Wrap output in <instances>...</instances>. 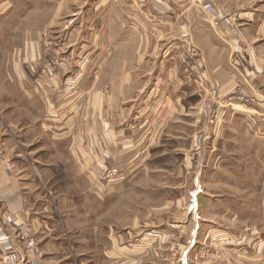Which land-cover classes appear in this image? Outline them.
<instances>
[{"label":"crops","instance_id":"crops-1","mask_svg":"<svg viewBox=\"0 0 264 264\" xmlns=\"http://www.w3.org/2000/svg\"><path fill=\"white\" fill-rule=\"evenodd\" d=\"M215 2L218 9L216 22H212L188 0H86L78 6L79 12L64 15L62 23H65V19L70 20L69 16L75 22L76 31L65 34L64 39L79 40L76 65L69 67L71 61H67L69 65L65 62L57 75L34 78L36 80L26 74L27 86H31L32 91L35 85L42 88V117L48 124L42 122V126L46 127H42L41 131L53 143L50 152L60 155L68 148L67 152L72 154L73 159L72 165H66L56 156L53 162L41 158L38 167L44 185L62 184L63 174L60 172L69 171L72 167L78 177L73 179L74 184H90L96 191V194H85L80 190L79 201H86L87 197L93 196L103 210H98L94 205L89 211L91 217H108L110 203L115 198L111 194L112 189L108 188L109 183L106 186L97 177L99 169L108 165L119 168L135 165L141 154L149 152L151 141L155 143L160 126L172 115V103H164L168 108L161 107L160 98L166 88L160 82L165 69L162 64L167 59L163 60L166 53H162L164 49L159 41L161 35L173 33L170 39L176 42V47L183 46L185 53H200L199 58L191 62V70L188 66L179 69L184 71L185 78L175 76L177 87L179 84H188L194 93L196 90H217L224 97H232L237 104L251 107L255 112L260 111V115L249 114L248 120L235 117L233 141L251 155L253 172L248 181L243 182L239 170L244 172L246 168L235 167L238 172L234 175L238 174L239 177L234 180L239 182L236 186L239 194L248 187L250 197L241 198L235 194L234 203L230 202L232 206L227 208L225 202L221 215L229 216L232 211L234 219L241 218L242 210L236 209L235 204L243 201L248 203L243 205L249 208L250 219L260 215L258 204L263 203L260 211L264 217V195L263 198L259 197V186L264 185V178L258 172L264 173V0ZM71 7L67 3L60 6L59 10L69 11ZM169 28L172 30L165 32ZM58 36L63 37L62 34ZM29 54L20 53V58L28 59ZM176 56L174 54L173 58ZM32 68L35 70L34 66ZM178 68L179 65L172 68V75L177 74ZM33 70L30 69V73ZM154 73L155 77L149 76ZM65 76H68L67 82L61 88ZM148 79L150 82L153 80V83L150 84ZM172 82L170 80V84ZM201 97L207 99L208 95L202 94ZM30 106L29 109L27 107L29 111ZM200 117L210 120L208 110H204ZM54 123H64L60 126H67L65 132L69 133L62 135L63 132L59 134L54 131L52 126H57ZM136 124L139 125L137 128ZM5 129L9 133H4L0 127V148L11 153L10 149L18 146L14 145L13 140L25 138L26 133L20 136L11 126ZM64 136H72L68 147L64 145ZM238 143L234 147H238ZM18 171L16 161L11 167L0 158V264H39L41 261L64 264L69 255L65 256V245L62 246L64 248L61 245L66 243L65 235L69 229L63 223L71 215L50 211L44 203L33 206L31 198L34 193L29 188L32 181L19 175ZM104 189L106 193H98ZM103 200L106 209L101 203ZM73 214V218L84 221L85 215H81V210H74ZM170 215L173 217V211ZM144 224L139 231L129 228L118 230L113 221L106 226L97 224V229L105 228L106 232L104 238L98 239H104V242H97L99 251L93 263L146 264V253L151 243L147 240H151V237H146ZM155 227L159 225L155 224L147 233L154 236L153 240L169 235V242L173 243V222L166 228ZM190 227L189 231L194 234V227L191 230ZM27 228L38 240L42 257L34 253L27 256L23 236ZM249 229L251 233L260 230L256 221L253 226L249 225ZM226 230L223 232L226 233ZM131 232H134V236L138 235L136 241L131 239ZM219 240L223 243L225 238ZM237 248L234 246L233 249ZM171 250L173 244L165 247L159 257L168 258L172 255Z\"/></svg>","mask_w":264,"mask_h":264},{"label":"rangeland","instance_id":"rangeland-1","mask_svg":"<svg viewBox=\"0 0 264 264\" xmlns=\"http://www.w3.org/2000/svg\"><path fill=\"white\" fill-rule=\"evenodd\" d=\"M85 1L0 0V127L4 133L8 132L5 128L10 126L18 131L20 136L26 133L25 138L13 140L14 145L18 146L11 148V153L0 148V158L11 167L16 161L19 175L32 181L29 188H32L34 193L31 198L33 206H41L44 203L50 211L71 215L69 222L64 220L63 223L69 229L65 235L66 243L61 245H65V248L62 247L65 249V256L69 255L64 264H94L93 259L99 251L97 242H104V239H98L104 238L106 232L105 228L97 229L96 225L106 226L110 221L114 222L118 230L129 228L133 231L142 229L141 225L145 222L146 237H151V240H147L151 243L146 253V264H264V217L260 211L263 203L258 204L260 215L257 218H249V208L243 205V201L235 204L236 209L242 210L241 218L234 219L232 211V215L229 213L231 216L221 215L225 209L224 203H227V208L232 206L229 203H234L235 194L242 196L241 198L250 197L248 187L239 194V189H236L239 182L234 180L240 176V179L243 177V182L248 181L253 172L251 155L241 150L238 142L233 141L232 128L235 117L248 120L249 114L260 115V111L255 112L251 107L237 104L232 97H224L217 90H196L194 93L188 84H179L177 87L175 76L185 78L184 71L179 69L188 66L191 70V62L198 59L200 53H185L183 46L176 47V42L170 39L173 33L161 35L159 41L164 49L162 53H166L163 60L167 59L165 63H160L165 66L160 82L163 87L166 86L160 98L161 107L168 108L164 103H172V115L160 126L155 138L157 143L152 140L149 152L141 154L135 165L127 168L108 165L99 169L97 177L105 185L109 183L108 188L112 189L111 194L115 198V201L110 203L108 217H91L89 211L94 205L98 210L101 209L93 196L87 197L86 201H79L80 190L85 194H96V191L90 184L75 185L73 179L78 177L72 167L69 171L60 172L63 174L62 184L44 185L41 182L42 172L38 167L41 158L53 162L56 156L66 165H72L73 159L72 154L68 153V148L60 155L50 152L53 143L50 137L41 131L42 127H46L42 126V122L46 121L48 124L45 117H42V88L35 85L32 91L31 86H27L26 74L33 79L45 75L53 76L57 75L59 68L67 61H71L69 67L76 65L75 55L79 50V40L64 39L65 34L70 35L76 31L75 22L72 16H69L70 20L65 19V23H62V20L64 15L79 12L78 6L83 5ZM188 1L207 15L201 4H196L193 0ZM67 3L72 5L71 9L60 11V6ZM210 20L216 22L217 19ZM51 22H54L53 25ZM171 30L172 28H169L165 32ZM61 34L63 37L58 36ZM20 53H30L29 58H20ZM31 53H34L33 57ZM174 54L177 55L176 58H173ZM67 63L69 65V62ZM176 65H179L178 72L172 75V68ZM30 69L33 70L31 73ZM155 75L154 73L149 76ZM67 77H63L61 88L67 82ZM170 80L173 81L171 84ZM149 83L152 84L153 80H149ZM202 94L206 97L208 95L207 99L202 98ZM206 109L210 120L200 117ZM63 124L52 126V129L59 134L63 132L62 135L69 133L65 132L68 130L67 126H60ZM25 126L28 129L25 130ZM135 126L137 128L139 125ZM71 137L64 136L65 146L68 147ZM237 143L239 148L234 147ZM42 151L47 153H41ZM235 167L246 169L244 172L239 170L240 175L235 176L234 173L238 172ZM258 172L260 177L264 178V173L259 170ZM259 189V197L263 198L264 185H260ZM106 191L104 189L98 193L104 194ZM101 203L106 209L105 200ZM236 209L232 208L234 211ZM74 210H81V215H85L84 221L73 218ZM171 211L173 217H170ZM255 221L261 232L259 230L251 233L249 225L253 226ZM172 222L173 243L169 242V235H162L153 240L154 236L147 234L155 224L159 225L156 229H161L168 227ZM189 226L190 230L194 227V234L189 231ZM224 229H227L226 233L223 232ZM28 231L36 243L33 249L26 246ZM23 236L27 256L30 253L41 255L38 240L33 232L27 228ZM137 238L138 235L134 236V232H131V239L136 241ZM220 238H225L226 243L223 240L221 243ZM172 244V255L168 258L159 257L161 251ZM234 246L238 248L234 250ZM43 263L49 264L39 262Z\"/></svg>","mask_w":264,"mask_h":264},{"label":"built area","instance_id":"built-area-1","mask_svg":"<svg viewBox=\"0 0 264 264\" xmlns=\"http://www.w3.org/2000/svg\"><path fill=\"white\" fill-rule=\"evenodd\" d=\"M193 1L196 4L202 5L201 7L204 10V12L207 14V16H209L213 20H216L218 18V9H217V6L213 0H193ZM194 52H196V51H194ZM26 234H27V237H29L26 246L29 249H33L36 245L35 240L30 235L29 231Z\"/></svg>","mask_w":264,"mask_h":264}]
</instances>
